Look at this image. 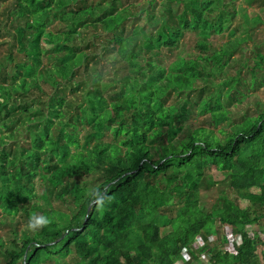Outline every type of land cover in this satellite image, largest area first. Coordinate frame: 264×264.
Masks as SVG:
<instances>
[{"label": "trees", "instance_id": "trees-1", "mask_svg": "<svg viewBox=\"0 0 264 264\" xmlns=\"http://www.w3.org/2000/svg\"><path fill=\"white\" fill-rule=\"evenodd\" d=\"M140 4L0 0V36H11L0 58V264H189L204 253L207 264H264V100L238 119L230 108L264 85V34L252 32L264 15L249 11L264 0ZM241 25L254 43L231 62L239 40L210 36ZM186 31L197 52L174 59ZM188 102L216 131L187 124ZM33 216L48 224L29 228Z\"/></svg>", "mask_w": 264, "mask_h": 264}, {"label": "rangeland", "instance_id": "rangeland-1", "mask_svg": "<svg viewBox=\"0 0 264 264\" xmlns=\"http://www.w3.org/2000/svg\"><path fill=\"white\" fill-rule=\"evenodd\" d=\"M141 1V4L139 5L140 7H143L147 4V0H139ZM136 9V8H134ZM249 11L252 12H258L261 13L262 15H264V8L262 7H258L257 5L253 4L252 6H250ZM242 21V14L238 13L237 14V21L234 22V27L238 25V23H240ZM51 28H53L54 30L58 31L61 30L63 28V26L56 21V23L54 25H51ZM244 26L241 25L238 28L234 29L235 33L234 35H231L229 31L225 30L224 33L222 34H211L210 36V40H212L214 43L218 44V45H222L224 44L226 41L231 40L232 42L236 39L239 40V45L236 43H230V46H233V54L234 57H232L231 59H233L231 62H234V59L238 58L237 61H239L240 63L245 62L247 59H245L246 56L250 55V51L251 48L253 46V40L248 39L247 41H242L245 35V31H244ZM252 32H254L256 35L258 34H264V29L263 26L260 25L257 29L252 30ZM253 33V35H254ZM259 37V36H258ZM197 40H199V36L196 34V32L193 31H186L184 37L182 38V47H181V53L175 52L174 53V59L178 58V57H188V56H192V54H195L197 52V50L195 49V42H197ZM10 41H11V36L8 34H3L0 36V58L2 56H4L8 50H10ZM49 47V46H47ZM263 49V48H262ZM172 59V58H171ZM44 62L47 61V58L44 57L43 58ZM90 62H94L93 59L91 57H89L87 59ZM173 60V59H172ZM96 61L98 62V68L101 72H103L104 77L107 81H110L113 75V71L110 68V66L106 63L105 59L101 58L100 54L97 55ZM165 66H166V61L164 62ZM234 65L233 68L231 69V71L233 72L234 70H236L238 68L237 65H235V63H233ZM230 67V65H229ZM248 67H244L243 68V72H244V76L245 77H249V74L247 73ZM257 96H253L251 95V98L247 99L246 101H244L243 103L236 105V106H231L230 108L233 109L234 114L233 116L238 119L240 118V116L242 114H245L246 112H248L249 109H252L254 107V101L256 99H260V100H264V85L257 90ZM78 102H81L82 97L78 98ZM168 103V102H167ZM186 107L188 109V121L187 124L188 125H194V126H205L206 128L209 129H215L216 131V126L213 125L210 122V116L208 113H203L201 112L199 109H197L196 107H194L193 105H191L189 102L185 103ZM229 124L228 121L224 122L222 124V126L227 127V125ZM25 125H27L25 123ZM0 131L4 132V130L0 129ZM18 142V138L17 136H11L10 138H8V143H7V150L12 146L14 147ZM213 169V168H212ZM212 178L214 180H220L222 179V174L220 172H218L217 170L213 169L212 170ZM218 190H219V186H212L210 189H206L204 190L203 193V198L202 201L205 204L206 207H210L214 201L215 198L217 197L218 194ZM248 201L247 200H240V205L242 207L247 206ZM216 229L219 231V225L218 223H216L215 225ZM250 232L254 231L255 228L253 226H249ZM7 232V226L6 225H2L0 227V233H6ZM218 235L217 237H220V234H216ZM261 239L264 241V233H259ZM216 236L213 238L212 240H215L217 238ZM236 241L238 244L241 243V239L239 236H236ZM224 248L225 251H227L228 253L232 254L235 253V248H234V244L232 242H226L224 243ZM258 252L260 257L262 256V253H264V245H259L258 246ZM201 259H197L193 262H190L189 264H207V261L209 259L207 254H202ZM262 258V257H261ZM260 258V259H261ZM190 258H188L189 260ZM186 264V263H183Z\"/></svg>", "mask_w": 264, "mask_h": 264}, {"label": "clouds", "instance_id": "clouds-1", "mask_svg": "<svg viewBox=\"0 0 264 264\" xmlns=\"http://www.w3.org/2000/svg\"><path fill=\"white\" fill-rule=\"evenodd\" d=\"M87 195L91 198L92 205L103 206L106 200V192H101L99 189H92ZM48 224V219L44 216H33L29 221V228L38 229L40 227L46 226ZM183 264V262L181 263Z\"/></svg>", "mask_w": 264, "mask_h": 264}]
</instances>
